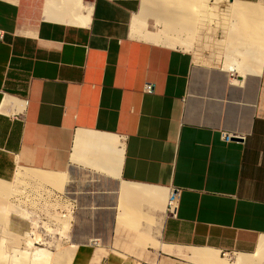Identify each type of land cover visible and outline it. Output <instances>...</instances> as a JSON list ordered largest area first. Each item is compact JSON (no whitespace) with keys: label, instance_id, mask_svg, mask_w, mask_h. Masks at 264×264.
<instances>
[{"label":"crops","instance_id":"obj_1","mask_svg":"<svg viewBox=\"0 0 264 264\" xmlns=\"http://www.w3.org/2000/svg\"><path fill=\"white\" fill-rule=\"evenodd\" d=\"M229 1L225 68L141 0H0V182L62 192L70 264H264V0Z\"/></svg>","mask_w":264,"mask_h":264},{"label":"rangeland","instance_id":"obj_2","mask_svg":"<svg viewBox=\"0 0 264 264\" xmlns=\"http://www.w3.org/2000/svg\"><path fill=\"white\" fill-rule=\"evenodd\" d=\"M142 3L143 0H141L139 13L136 18L141 19L142 17ZM229 4V0H208L205 5L204 20L201 23L198 22L199 24H195L193 27V34L191 32L187 33L183 31H166L165 27L162 24L157 23L152 17H146L145 19L146 30L156 34L159 38L166 35L169 38V41H171V44H167V42L164 43L160 39L158 43L160 45L190 51L196 58L203 56L207 63L219 66L222 65L226 68V65L223 64V57L229 50L227 47V33L229 27H231L230 23L232 20L227 11ZM136 18H134V20ZM253 26H257V28L260 27L262 31L264 29V26L259 23L254 24ZM133 27L134 30H139L138 33L141 36L146 34L144 27H139L138 25H133ZM137 37H139V39H144L140 36ZM182 40L187 44L189 43V47L177 44V42ZM242 49L243 48H240V50ZM239 60L243 59L239 57ZM227 63L228 61L225 62V64ZM20 169L21 168H17L12 179L5 183V185L10 187L12 193H16L17 196L15 194L14 196L13 194H10L9 199L7 196L3 200L7 206L9 205L7 210H4L3 206L0 207V239L3 240V245H7L8 243L11 248H14L15 245L14 249L20 252L25 251L27 254L26 257L29 261H31L34 257V248H37L46 250L48 253L46 259L50 260L40 259V262L41 260L43 261L40 264H70L71 250H62L64 237L68 230V220H70L69 202L65 201L64 203H60L61 201L57 197L62 192L58 191L57 194L50 185L39 183L36 180L30 181L27 176L22 177L19 176V174H17V177L15 178V174ZM62 216L67 218V220ZM33 239L35 240L31 242L30 246L26 245V241ZM65 252L70 253L66 255ZM17 254L18 253L11 252L10 257H16L15 259L19 257L18 259L20 261L21 256L19 254L18 256ZM66 258H68L69 261ZM223 259L231 260L232 257L225 256ZM45 260L47 261L46 263ZM34 261L37 262V260H33L31 262L35 263ZM37 264H39V262H37Z\"/></svg>","mask_w":264,"mask_h":264},{"label":"bare ground","instance_id":"obj_3","mask_svg":"<svg viewBox=\"0 0 264 264\" xmlns=\"http://www.w3.org/2000/svg\"><path fill=\"white\" fill-rule=\"evenodd\" d=\"M208 2V0H143L142 3V8H141V13H142V17L140 18H136L133 22V25H138L139 27H144L146 26L145 24V19L146 17H152L155 19V21L157 23L162 24L166 31L170 30L173 32H179V31H183V32H190L192 30V28L195 26V24H197L198 22H202L204 20V11H205V5ZM242 8V6H241ZM246 8V7H243ZM250 10V9H249ZM234 12V11H233ZM237 12V11H236ZM241 12V11H240ZM234 17V16H233ZM138 29H135L134 32H136V34L146 40L149 41H153L155 43H159L160 39L167 44H171V41H169V38L165 35L161 38H159L156 35H150L149 33L146 32L145 35H140L138 33ZM180 34V33H179ZM230 38V37H229ZM161 42V43H163ZM180 42V41H179ZM248 42V41H247ZM231 43V42H230ZM180 44H182V41L180 42ZM184 44V43H183ZM89 137V136H88ZM91 138V137H90ZM96 138V137H95ZM80 139V138H79ZM91 140V139H90ZM89 141V140H88ZM91 143V142H90ZM88 148V147H87ZM80 149V147H79ZM78 149V150H79ZM82 149V148H81ZM84 150V149H83ZM87 150V149H86ZM82 151V150H81ZM82 153V152H81ZM101 153V152H100ZM79 154V152H78ZM84 155V154H83ZM81 157V156H80ZM78 161V160H77ZM22 171V170H21ZM36 173V172H35ZM19 176H29L27 173L24 174L23 171L20 173H18ZM34 175V174H32ZM32 175H30L31 177H33ZM38 176V175H37ZM36 176V177H37ZM46 176V174H45ZM44 176V177H45ZM39 177V176H38ZM47 177V176H46ZM50 177V176H48ZM58 177V176H57ZM56 177V178H57ZM64 177V175H63ZM63 177H61V179H63ZM30 178V177H29ZM43 178V177H42ZM40 179V178H39ZM60 179V178H59ZM58 179V180H59ZM60 179V180H61ZM38 180V179H37ZM43 180V179H42ZM59 180V181H60ZM45 181V179H44ZM57 180H55L56 182ZM58 181V182H59ZM47 182V181H46ZM49 182V181H48ZM47 182V183H48ZM54 184L56 186H58V182H56ZM63 182H65V179L63 180ZM51 183V182H50ZM49 183V184H50ZM62 184V182H61ZM54 186V185H51ZM61 187V186H60ZM54 189V188H53ZM58 189V188H57ZM56 189V190H57ZM60 189V188H59ZM47 192V191H46ZM49 192V191H48ZM52 192V191H51ZM50 192V193H51ZM20 193V192H19ZM45 193V191H44ZM42 193V194H44ZM10 194L12 193V190L10 189V187H8L7 185L3 184L0 182V207L3 206L4 210H7V204L4 203V199L8 196V199L10 197ZM16 195V193H14ZM13 194V196H14ZM53 194V193H52ZM19 195V194H18ZM49 195V194H48ZM12 196V195H11ZM17 196V195H16ZM15 196V197H16ZM52 196V195H50ZM12 198V197H11ZM169 199V198H168ZM2 207V208H3ZM7 213V212H6ZM5 213V214H6ZM63 218H65L64 216H62ZM4 218V217H3ZM2 218V219H3ZM67 220V218H65ZM63 220V221H66ZM70 221V220H68ZM3 222V221H2ZM66 223V222H65ZM63 224V223H62ZM67 225V223H66ZM3 227V226H2ZM7 228V227H6ZM65 228V227H64ZM63 229V227H62ZM5 232V231H4ZM35 239L33 240H29L26 241V245H31V242H33ZM19 241V240H18ZM24 241V240H23ZM13 244V243H12ZM14 245V244H13ZM15 248V245H14ZM14 248L9 247V244L7 243V245H3V240L0 239V264H37V262H39V264L41 262H43L42 260L46 259V256H48L46 250L43 249H37L34 248V253H33V260H37L34 261L35 263L31 262L28 260V258L26 257L27 254L25 251L20 252ZM75 248V247H74ZM73 250V248H72ZM74 251V250H73ZM11 252L13 253H18L21 257H20V261H19V257L17 259H15L16 257H10ZM71 252V251H70ZM68 252V253H70ZM62 253V252H60ZM67 252H65V254H68ZM17 254V255H18ZM63 254V253H62ZM60 254V255H62ZM18 255V256H19ZM50 255V254H49ZM57 255V254H56ZM52 256V255H51ZM69 256V255H68ZM72 256V255H71ZM59 257V256H57ZM70 257V256H69ZM208 257V256H207ZM10 258H14V259H10ZM24 258V259H23ZM48 258V257H47ZM64 258V256H63ZM23 259V260H22ZM26 259V260H25ZM40 259L41 262H40ZM60 259V258H59ZM68 260V258H66ZM70 259V258H69ZM48 260V259H46ZM45 260V263L47 262ZM212 260V259H211ZM50 261V260H48ZM58 261V260H56ZM66 261V260H65ZM69 261V260H68ZM214 261V260H213ZM219 261V260H218ZM70 262V261H69ZM218 263V262H217ZM228 264V263H227ZM233 264H244V257H240L237 256L236 259L234 260Z\"/></svg>","mask_w":264,"mask_h":264},{"label":"built area","instance_id":"obj_4","mask_svg":"<svg viewBox=\"0 0 264 264\" xmlns=\"http://www.w3.org/2000/svg\"><path fill=\"white\" fill-rule=\"evenodd\" d=\"M4 37V32L0 30V41H2ZM143 93L145 94H153V86L152 84L146 83L143 86ZM221 140L224 143H231V142H244V137L238 134H229V133H222ZM177 192H171L168 202H167V209L170 214H172L174 204L176 201Z\"/></svg>","mask_w":264,"mask_h":264}]
</instances>
